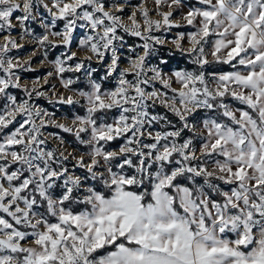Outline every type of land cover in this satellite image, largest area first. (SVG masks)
<instances>
[{
  "label": "snow or ice",
  "instance_id": "6c2138e0",
  "mask_svg": "<svg viewBox=\"0 0 264 264\" xmlns=\"http://www.w3.org/2000/svg\"><path fill=\"white\" fill-rule=\"evenodd\" d=\"M0 264H264V0H0Z\"/></svg>",
  "mask_w": 264,
  "mask_h": 264
},
{
  "label": "rangeland",
  "instance_id": "374dc122",
  "mask_svg": "<svg viewBox=\"0 0 264 264\" xmlns=\"http://www.w3.org/2000/svg\"><path fill=\"white\" fill-rule=\"evenodd\" d=\"M136 0H133V3H135ZM41 15H44V12L43 10L41 9ZM32 27L36 30V32H42L43 29L41 28V26L39 25V23H35L32 25ZM15 35V33H14ZM35 47V45L31 44V43H25V48L21 49V54L22 55H26L28 52H30L33 48ZM73 50H75V47H73ZM60 51H62L61 48L59 49H54L52 51H50L49 53V59H54L56 56H58L60 54ZM15 54V53H13ZM78 55H83L82 53L81 54H78ZM42 57L38 54L35 58H33V66L37 69L35 72H32V73H23V79L25 81H30L32 80L33 78H35L36 76L38 75H41V74H45L47 71H50L51 70V67L48 66V65H45V66H41L39 61ZM93 66L96 67L97 65H95V63H93ZM123 66V65H122ZM101 73L103 72V69L101 68L100 69ZM66 75H71V74H66ZM52 83L54 84H57V87H59L56 79H52ZM80 87H83V85H80ZM62 90V89H61ZM19 95V93H17ZM39 104H41L42 106L46 107V108H49L50 110H55V109H52L51 106L47 103L46 100H39L38 101ZM59 108V111H57V116L61 115V113H64L67 111L66 109V106H57ZM159 111H162V109H158ZM78 112H80L82 114V110L81 109H77ZM70 114V113H69ZM71 139V138H69Z\"/></svg>",
  "mask_w": 264,
  "mask_h": 264
},
{
  "label": "trees",
  "instance_id": "16d2710c",
  "mask_svg": "<svg viewBox=\"0 0 264 264\" xmlns=\"http://www.w3.org/2000/svg\"><path fill=\"white\" fill-rule=\"evenodd\" d=\"M57 49H59V48H57ZM57 49H56V50H57Z\"/></svg>",
  "mask_w": 264,
  "mask_h": 264
}]
</instances>
